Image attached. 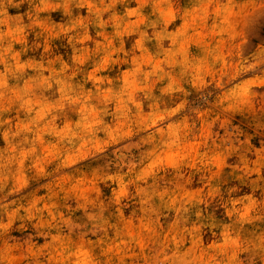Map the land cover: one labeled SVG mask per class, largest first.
Listing matches in <instances>:
<instances>
[{
    "label": "rangeland",
    "instance_id": "rangeland-1",
    "mask_svg": "<svg viewBox=\"0 0 264 264\" xmlns=\"http://www.w3.org/2000/svg\"><path fill=\"white\" fill-rule=\"evenodd\" d=\"M0 264H264V0H0Z\"/></svg>",
    "mask_w": 264,
    "mask_h": 264
}]
</instances>
